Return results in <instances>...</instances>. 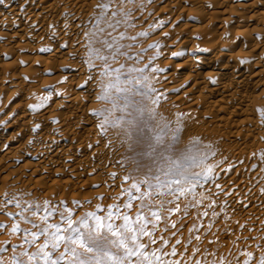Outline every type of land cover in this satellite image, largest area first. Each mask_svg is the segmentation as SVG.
I'll list each match as a JSON object with an SVG mask.
<instances>
[{
  "label": "bare ground",
  "instance_id": "bare-ground-1",
  "mask_svg": "<svg viewBox=\"0 0 264 264\" xmlns=\"http://www.w3.org/2000/svg\"><path fill=\"white\" fill-rule=\"evenodd\" d=\"M99 2L0 0V207L7 193L22 204L43 205L47 200L58 206L64 201L73 209L74 220L96 211L97 204L105 209L97 213L101 216L106 215L108 205H121V212L126 211L122 207L128 199L124 190L131 181H125L124 176L135 167L136 153L144 147L128 138L126 125L108 128L102 136L93 115L97 109L110 107L96 98L100 94L99 67L90 73L81 60L86 54L83 32L89 30ZM152 8L156 9L154 14L149 12ZM161 21V27L150 28ZM134 22L136 26L127 29L128 36L140 31H148L149 36L138 37L131 52L156 43L159 48L148 49L139 63L120 57L112 67H143L155 56L150 67L164 69L148 73L157 93H163L160 106L155 108L154 132L165 123L174 130L178 114H183V146L198 138L201 150L211 145L216 152L211 163L224 161L216 169V183L223 190L209 181L197 186L194 194L180 197L179 212L169 215L162 211L168 219L160 222L155 233L157 244L152 247L160 245L163 235L170 242L163 251L170 252L172 244L181 241L178 255L165 259H179L182 264L194 260L220 264L223 257L224 264H236V259L242 264L245 257L241 253L252 252V264H256L264 252V194L260 192L264 187V161L260 158L264 153L260 112L264 109V0H144ZM66 23L70 25L67 33ZM119 31L125 28L121 26ZM123 43L133 42L125 39ZM42 48L49 51L42 52ZM90 74L94 79L85 84ZM49 86L54 88L51 100L33 111L29 106L39 103ZM145 104L153 107L150 101ZM120 115L127 117V113L114 112V117ZM170 138L171 130L165 140ZM230 165L233 167L228 170ZM201 193L203 203L193 207ZM212 200L215 204L208 208ZM73 201H80L81 206L76 207ZM138 203L133 200L129 213L133 217ZM18 211L14 204L0 210V223L5 225L0 229V242H11L0 243L7 249L0 253L6 259L12 255V245L21 242V234L8 231L13 218L5 212ZM213 211L219 215L213 217ZM49 221L61 223L58 213ZM173 221L175 229L171 228ZM194 225L197 230L189 232ZM166 226L168 231H164ZM196 248L199 252L194 254Z\"/></svg>",
  "mask_w": 264,
  "mask_h": 264
},
{
  "label": "snow or ice",
  "instance_id": "snow-or-ice-1",
  "mask_svg": "<svg viewBox=\"0 0 264 264\" xmlns=\"http://www.w3.org/2000/svg\"><path fill=\"white\" fill-rule=\"evenodd\" d=\"M147 2L152 3V0ZM143 8L144 0H100L95 5L94 15L90 18L89 30L83 32L86 40L84 45L86 54L81 58L82 63L87 66L90 73L99 67L100 94L96 98L110 105V107L97 109L93 113L98 118L97 127L101 135H106L108 128L126 125L128 138L144 147V150L136 153L138 159L133 160L135 167L124 176L125 181H131L130 187L124 190L128 194V199L122 205L126 211L121 212V205L113 204L108 205L106 215L101 216L97 213L105 209L101 204H97L96 211L86 212L74 220L73 209L67 207L64 201H61L58 206L52 205L51 201L47 200L43 202V205L30 201L22 204L18 197H9L5 193L0 210L6 209L9 204H14L19 210L16 213L5 212V214L13 218L8 231L11 234L20 233L21 242L18 245H12V255L9 258L6 259L0 255V264H182L179 259L164 258L178 255L177 245L181 244L179 239L172 244L170 252L163 251L164 247L170 243L163 235L159 237L160 245L152 247L157 244L155 233L160 222L168 219L160 213L166 211L170 215L173 212H179L180 197L194 194L197 186L202 187L209 181L222 191L223 186L216 183V169L224 161L211 163L210 158L214 157L216 152L211 150V145L205 146L206 150H201L198 138L176 154L180 135L183 132L180 123L183 114H178L174 130L165 123L159 131L154 132L152 122L156 121L155 108L160 106L163 93H157L151 83L152 77L148 73L164 71L159 67H150L155 56L149 57V63L144 64L143 67H126L125 64L112 67L120 57L139 63L148 49L159 48V44L156 43L148 45V49L141 48L139 52H131V49L137 46L135 42L138 37L149 36L148 31H140L135 36L127 35V29L136 26L135 12L138 9L142 11ZM65 19L66 21L68 19L67 13ZM162 23L161 21L151 25L150 28L161 27ZM121 26L125 28V31H119ZM69 28L70 25L66 23V33ZM125 39L133 43L124 44ZM97 44L101 47H96ZM63 47H67V44ZM41 51L47 52L49 49L42 48ZM180 54L173 53L174 56ZM156 55L159 53L157 52ZM72 58L75 59V55H72ZM96 61L100 64L97 65ZM105 78L107 83L104 82ZM92 79L94 77L90 74L85 84ZM53 91L54 88L49 86L47 95L39 97V103L29 107L33 111L44 107L51 100ZM164 98L167 97L164 96ZM145 101H150L153 107L148 108ZM116 111L127 113V117L125 115L114 117ZM260 112L261 119L264 121V109ZM146 115L147 119H145ZM169 130H171V138L166 141L165 137ZM129 147L131 148V145ZM260 158L264 161V153L260 154ZM144 159L150 162L145 164ZM232 167L230 165L228 170ZM255 167L256 165H253V168ZM193 168H199L200 171H192ZM112 176L115 178V173ZM134 192L138 195H134ZM260 192L264 194V187L260 189ZM218 194L219 192L213 195ZM165 196L172 199L165 201L162 199ZM201 197L200 200L195 201L193 207L203 203L205 198L203 193ZM133 200L139 201L134 217L129 214ZM73 204L76 207L81 206L80 201H73ZM166 204H175V207L165 208ZM214 204L215 200H212L207 207L212 208ZM187 207L188 205L185 206V215H187ZM41 211L43 215H40ZM221 211H224V207ZM57 213L61 223L50 222L49 218ZM203 215L207 216L208 212L205 211ZM217 215L219 214L216 211L212 212L213 217ZM36 217L38 220L34 219ZM115 221L122 222L115 223ZM22 224L29 227L22 228ZM4 227L5 225L0 223V229ZM240 227L244 226L240 225ZM171 228H176L174 221L171 222ZM210 228L211 223H209ZM194 230H197L195 225L189 229V232ZM164 231H168L167 226ZM171 234L176 236V232ZM41 238H43L42 243L39 242ZM144 238H147L146 242ZM196 239L199 240L200 237L196 236ZM188 243H191V240ZM32 248H35V251H31ZM61 248L63 251H60ZM18 249L21 250L18 252ZM5 251H7L6 248L0 247V253ZM186 251L187 246H185ZM196 252H199V248L194 249V254ZM179 255L183 256V253ZM241 255L245 257L242 264H252V252H243ZM192 264H202V262L194 260ZM220 264H224L223 257H220ZM228 264L232 262L229 261ZM236 264H241V261L236 259ZM256 264H264V252L259 256Z\"/></svg>",
  "mask_w": 264,
  "mask_h": 264
},
{
  "label": "rangeland",
  "instance_id": "rangeland-1",
  "mask_svg": "<svg viewBox=\"0 0 264 264\" xmlns=\"http://www.w3.org/2000/svg\"><path fill=\"white\" fill-rule=\"evenodd\" d=\"M164 2H167V1H164ZM164 4V3H163ZM156 9L155 8H152L149 12L150 13H153L154 11H155ZM154 14V13H153ZM151 15V14H150ZM181 144V145H180ZM184 145V142L182 141L181 142V139H180V142H179V144L177 145V148H178V151H181V150H184L186 147L185 146H183ZM179 153V152H178ZM192 171H193V169H192ZM178 230H179V227H178Z\"/></svg>",
  "mask_w": 264,
  "mask_h": 264
}]
</instances>
